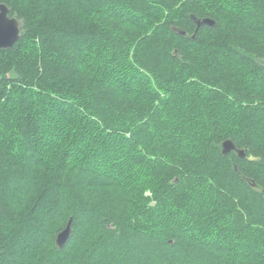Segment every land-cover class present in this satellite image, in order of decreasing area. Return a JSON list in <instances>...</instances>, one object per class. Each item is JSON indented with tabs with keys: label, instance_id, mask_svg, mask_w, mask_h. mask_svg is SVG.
<instances>
[{
	"label": "trees",
	"instance_id": "16d2710c",
	"mask_svg": "<svg viewBox=\"0 0 264 264\" xmlns=\"http://www.w3.org/2000/svg\"><path fill=\"white\" fill-rule=\"evenodd\" d=\"M0 2V264H264V0Z\"/></svg>",
	"mask_w": 264,
	"mask_h": 264
},
{
	"label": "water",
	"instance_id": "95a60500",
	"mask_svg": "<svg viewBox=\"0 0 264 264\" xmlns=\"http://www.w3.org/2000/svg\"><path fill=\"white\" fill-rule=\"evenodd\" d=\"M198 26L201 24L214 25L215 22L212 19L197 20ZM22 36V22L17 16L10 14V8L7 4L0 2V48H9L20 40ZM236 146L233 141L228 139L223 142V153L226 154L231 150H235ZM239 154L244 157L245 152L238 150ZM237 168V166H236ZM71 233V220L67 226L58 233L57 243L60 247H63L69 240Z\"/></svg>",
	"mask_w": 264,
	"mask_h": 264
},
{
	"label": "rangeland",
	"instance_id": "374dc122",
	"mask_svg": "<svg viewBox=\"0 0 264 264\" xmlns=\"http://www.w3.org/2000/svg\"><path fill=\"white\" fill-rule=\"evenodd\" d=\"M35 1H38V0H35Z\"/></svg>",
	"mask_w": 264,
	"mask_h": 264
}]
</instances>
